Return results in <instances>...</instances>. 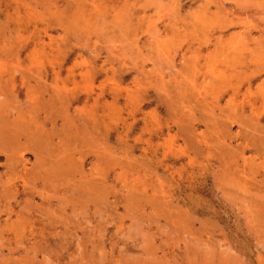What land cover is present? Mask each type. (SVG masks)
Segmentation results:
<instances>
[{
	"label": "rangeland",
	"instance_id": "obj_1",
	"mask_svg": "<svg viewBox=\"0 0 264 264\" xmlns=\"http://www.w3.org/2000/svg\"><path fill=\"white\" fill-rule=\"evenodd\" d=\"M0 264H264V0H0Z\"/></svg>",
	"mask_w": 264,
	"mask_h": 264
},
{
	"label": "bare ground",
	"instance_id": "obj_2",
	"mask_svg": "<svg viewBox=\"0 0 264 264\" xmlns=\"http://www.w3.org/2000/svg\"><path fill=\"white\" fill-rule=\"evenodd\" d=\"M62 102V101H61ZM64 104V103H63ZM65 105H66V103H65ZM8 131V130H7ZM6 132V131H5ZM11 136V135H10ZM7 137V136H6ZM10 139V138H9Z\"/></svg>",
	"mask_w": 264,
	"mask_h": 264
}]
</instances>
